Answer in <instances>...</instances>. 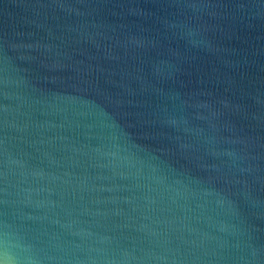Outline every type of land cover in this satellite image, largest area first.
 Returning <instances> with one entry per match:
<instances>
[{
	"label": "water",
	"instance_id": "95a60500",
	"mask_svg": "<svg viewBox=\"0 0 264 264\" xmlns=\"http://www.w3.org/2000/svg\"><path fill=\"white\" fill-rule=\"evenodd\" d=\"M0 264H264V0H0Z\"/></svg>",
	"mask_w": 264,
	"mask_h": 264
}]
</instances>
